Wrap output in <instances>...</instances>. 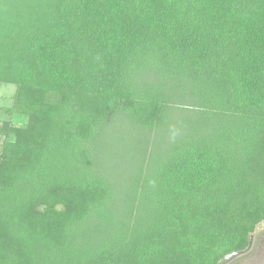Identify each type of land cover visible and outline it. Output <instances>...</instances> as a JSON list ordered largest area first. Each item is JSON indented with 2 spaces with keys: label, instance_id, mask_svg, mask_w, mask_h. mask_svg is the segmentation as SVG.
Segmentation results:
<instances>
[{
  "label": "trees",
  "instance_id": "16d2710c",
  "mask_svg": "<svg viewBox=\"0 0 264 264\" xmlns=\"http://www.w3.org/2000/svg\"><path fill=\"white\" fill-rule=\"evenodd\" d=\"M0 264H218L264 222V0H0Z\"/></svg>",
  "mask_w": 264,
  "mask_h": 264
},
{
  "label": "rangeland",
  "instance_id": "374dc122",
  "mask_svg": "<svg viewBox=\"0 0 264 264\" xmlns=\"http://www.w3.org/2000/svg\"><path fill=\"white\" fill-rule=\"evenodd\" d=\"M14 92L13 84L0 83V120L9 119L12 124L22 125L25 121L24 116L15 112L9 114L6 112V109L11 108ZM223 264H264V222L259 224L252 233L249 248Z\"/></svg>",
  "mask_w": 264,
  "mask_h": 264
},
{
  "label": "water",
  "instance_id": "95a60500",
  "mask_svg": "<svg viewBox=\"0 0 264 264\" xmlns=\"http://www.w3.org/2000/svg\"><path fill=\"white\" fill-rule=\"evenodd\" d=\"M250 243H251V236L249 237V246H250ZM239 254L238 252H232V253H229L227 254L226 256H224L219 262L218 264H223L224 262H226L227 260H229L230 258H232L233 256Z\"/></svg>",
  "mask_w": 264,
  "mask_h": 264
}]
</instances>
